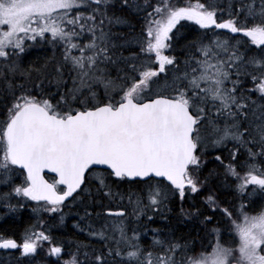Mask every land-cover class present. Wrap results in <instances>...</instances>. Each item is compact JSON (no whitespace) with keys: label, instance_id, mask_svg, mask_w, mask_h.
I'll use <instances>...</instances> for the list:
<instances>
[{"label":"snow or ice","instance_id":"snow-or-ice-1","mask_svg":"<svg viewBox=\"0 0 264 264\" xmlns=\"http://www.w3.org/2000/svg\"><path fill=\"white\" fill-rule=\"evenodd\" d=\"M5 224L0 264H264V0H0Z\"/></svg>","mask_w":264,"mask_h":264},{"label":"trees","instance_id":"trees-1","mask_svg":"<svg viewBox=\"0 0 264 264\" xmlns=\"http://www.w3.org/2000/svg\"><path fill=\"white\" fill-rule=\"evenodd\" d=\"M181 2H183V0H181ZM21 215H22V219L19 220V221H17V222H15V224L13 225V226L15 227L17 233L22 232V231H23V228H24L25 226H27V224H28V222H29V213H28V212H24V213H22ZM73 221H74V218H73V217H71L70 221H67V228H68V229H71V227H70V223H71V222L73 223ZM9 223H11V222H9ZM7 226H8L7 224H5V225H0V228H5V227H7Z\"/></svg>","mask_w":264,"mask_h":264},{"label":"rangeland","instance_id":"rangeland-1","mask_svg":"<svg viewBox=\"0 0 264 264\" xmlns=\"http://www.w3.org/2000/svg\"><path fill=\"white\" fill-rule=\"evenodd\" d=\"M70 219H71V216H70V217H68V221H70ZM71 225H72V222L70 223V227H71Z\"/></svg>","mask_w":264,"mask_h":264}]
</instances>
